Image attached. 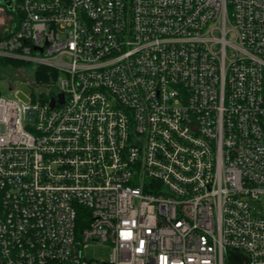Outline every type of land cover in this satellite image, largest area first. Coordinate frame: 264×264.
I'll use <instances>...</instances> for the list:
<instances>
[{"label":"built area","instance_id":"1","mask_svg":"<svg viewBox=\"0 0 264 264\" xmlns=\"http://www.w3.org/2000/svg\"><path fill=\"white\" fill-rule=\"evenodd\" d=\"M12 5L0 264H264V0Z\"/></svg>","mask_w":264,"mask_h":264},{"label":"rangeland","instance_id":"2","mask_svg":"<svg viewBox=\"0 0 264 264\" xmlns=\"http://www.w3.org/2000/svg\"><path fill=\"white\" fill-rule=\"evenodd\" d=\"M8 9L0 3V31H4L9 22ZM37 64L35 62H11L6 58H0V93L6 96L16 94L19 98L27 101L31 95V86L34 83ZM8 82L13 83L12 90L8 89ZM49 96V87L40 88ZM56 93V91H53ZM83 254L86 258L107 259L110 254L108 245L101 243H90L84 248Z\"/></svg>","mask_w":264,"mask_h":264},{"label":"water","instance_id":"3","mask_svg":"<svg viewBox=\"0 0 264 264\" xmlns=\"http://www.w3.org/2000/svg\"><path fill=\"white\" fill-rule=\"evenodd\" d=\"M0 3H2L8 10L13 9L12 0H0ZM59 99L62 101V94H59ZM50 104H53V100L50 101ZM228 264H247L246 256L235 250H230L228 252Z\"/></svg>","mask_w":264,"mask_h":264},{"label":"trees","instance_id":"4","mask_svg":"<svg viewBox=\"0 0 264 264\" xmlns=\"http://www.w3.org/2000/svg\"><path fill=\"white\" fill-rule=\"evenodd\" d=\"M8 12H11L16 22L19 21L20 19L19 11H18V14L17 13L15 14L12 10H8ZM5 34H6L5 31H0V37H2ZM55 76H56V73L53 70L47 69L46 67H38L35 72V78H36L35 82L37 83L39 81H47L49 78H53Z\"/></svg>","mask_w":264,"mask_h":264}]
</instances>
